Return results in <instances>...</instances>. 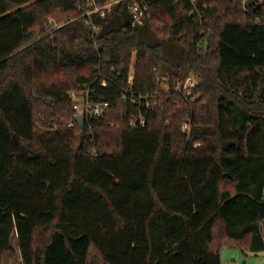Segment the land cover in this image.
<instances>
[{
	"label": "trees",
	"instance_id": "16d2710c",
	"mask_svg": "<svg viewBox=\"0 0 264 264\" xmlns=\"http://www.w3.org/2000/svg\"><path fill=\"white\" fill-rule=\"evenodd\" d=\"M143 2L131 26L128 0H0V264L13 237L22 264L264 252V2ZM77 89L108 103L83 129Z\"/></svg>",
	"mask_w": 264,
	"mask_h": 264
},
{
	"label": "rangeland",
	"instance_id": "374dc122",
	"mask_svg": "<svg viewBox=\"0 0 264 264\" xmlns=\"http://www.w3.org/2000/svg\"><path fill=\"white\" fill-rule=\"evenodd\" d=\"M130 72L132 73V65L130 66ZM68 73L71 74V72ZM198 82L199 79L196 78L193 74L189 73L186 74V76L183 78L182 81L177 82L174 80L173 83L171 84L169 80L165 78V80H163L161 84L162 87L164 88V92L165 91L168 92V95L172 96V99H174L172 104L178 107L179 101L178 99L173 98L174 97L173 95L175 93L172 92H179L183 96V99L188 100L192 96L193 92L195 94L194 88L195 85L198 84ZM72 92L73 93L76 92L78 95L82 93L80 89H77ZM70 94L68 95L70 96ZM158 96L160 97V94ZM71 100L72 102H75L76 99L74 100V98H71ZM76 102L80 103L79 100H76ZM182 128H184L187 131L188 125L183 124ZM11 244L14 251L12 253L6 254L3 257V264H22L19 251L16 245V240L14 237L11 238ZM220 264H264V252L258 254H252L247 252L245 253L241 249L224 246L221 248L220 251Z\"/></svg>",
	"mask_w": 264,
	"mask_h": 264
},
{
	"label": "built area",
	"instance_id": "2783aa9c",
	"mask_svg": "<svg viewBox=\"0 0 264 264\" xmlns=\"http://www.w3.org/2000/svg\"><path fill=\"white\" fill-rule=\"evenodd\" d=\"M121 1L123 0H104L103 3L97 5L95 0H87V5L89 8L82 15L89 16L91 13H99L100 15H103L105 12L110 11L115 4ZM190 2L193 3V0H190ZM260 2H264V0H258L254 6H256ZM244 3L245 0H242V8L246 10L247 8H245ZM127 8L131 11L133 15L131 20V26H135L141 23V20L146 10V6L143 0H128ZM86 24L91 26L93 30L97 29V27L94 26L90 20H87ZM130 80H131V76L129 77V81ZM69 94H70V99L74 98V100L76 99L80 101V103L76 102V100L75 102H72V108L74 110V115L78 113L84 115V123L91 119L100 118L108 111L107 102L90 103L87 101V98L85 96L86 94L84 91H82L80 95H78L76 92L73 93L72 91L69 92ZM72 124L73 121H71L69 125ZM138 124L139 125L144 124V120L141 117H138L135 120L130 121V125L132 126H136Z\"/></svg>",
	"mask_w": 264,
	"mask_h": 264
},
{
	"label": "water",
	"instance_id": "95a60500",
	"mask_svg": "<svg viewBox=\"0 0 264 264\" xmlns=\"http://www.w3.org/2000/svg\"><path fill=\"white\" fill-rule=\"evenodd\" d=\"M258 0H245L244 6L245 8H250L256 4ZM73 119L78 124L79 128H84V115L81 113L73 115Z\"/></svg>",
	"mask_w": 264,
	"mask_h": 264
},
{
	"label": "crops",
	"instance_id": "0c3cea01",
	"mask_svg": "<svg viewBox=\"0 0 264 264\" xmlns=\"http://www.w3.org/2000/svg\"><path fill=\"white\" fill-rule=\"evenodd\" d=\"M262 253V252H261Z\"/></svg>",
	"mask_w": 264,
	"mask_h": 264
}]
</instances>
